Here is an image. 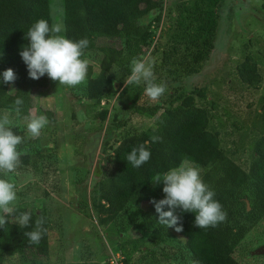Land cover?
Returning <instances> with one entry per match:
<instances>
[{"label":"trees","instance_id":"trees-1","mask_svg":"<svg viewBox=\"0 0 264 264\" xmlns=\"http://www.w3.org/2000/svg\"><path fill=\"white\" fill-rule=\"evenodd\" d=\"M221 1L191 0L176 6L174 36L162 51L167 81L191 77L202 70L214 48L219 23L217 7ZM62 6L63 35L73 41L87 38L89 45L84 53L98 52L102 57L98 74L92 76L89 66L86 82L79 91L81 98L100 100L111 87L112 67L124 69L130 75L131 61L141 59L154 48L155 32L151 23L159 22L163 2L62 0ZM153 13H159L156 20L141 23ZM39 19L52 25L50 0H0V73L11 68L17 77L13 84L0 83V116L10 114L11 119L20 120L29 116L35 92L49 86L47 76L39 80L28 78L26 65L19 55L29 44L28 29ZM239 77L249 85L258 81L251 65H245ZM123 94L127 95L125 88ZM204 96V89L192 90L188 95L169 94L170 100L160 108L162 111L153 127L121 139L103 168L100 195L91 200V208L97 215L98 225L108 232L126 233L134 227L138 232L148 230L152 241L165 242L173 231L184 239L193 264H237L233 258L236 247L264 219V136L255 144L248 170H243L220 149L218 136L207 130V113L195 105V97ZM17 98L23 100L19 115L14 111ZM129 102L135 105L136 97L130 96ZM175 103L179 105L174 106ZM136 108L143 112L149 110ZM43 114L55 123L51 111ZM23 137L27 143L37 139L27 134ZM153 137L160 140L147 144L150 160L139 169L132 167L127 155ZM185 159L201 169L203 182L214 191V199L227 214L226 220L215 228H195L196 213L179 210L176 215L181 219L183 231L177 233L174 228L157 222L158 214L150 201L163 197L159 192L162 184L153 186L154 178ZM143 205H147V209L144 210ZM24 212L31 215L29 227H21L15 219ZM38 218L44 220L43 236L39 244H32L25 233L34 230ZM49 233L50 221L44 210L17 208L0 228V264L17 254L25 256L31 264H41L49 256ZM125 264H128L126 257Z\"/></svg>","mask_w":264,"mask_h":264},{"label":"rangeland","instance_id":"rangeland-1","mask_svg":"<svg viewBox=\"0 0 264 264\" xmlns=\"http://www.w3.org/2000/svg\"><path fill=\"white\" fill-rule=\"evenodd\" d=\"M182 1L191 0H162L160 20L151 23L156 44L141 58L152 64L154 82L166 86L159 100L144 95L143 81L128 84L129 75L117 67L110 69L111 87L100 100L81 98V84L67 87L51 80L46 89L35 92L29 116L51 111L55 123L49 121L35 141L18 147V168L0 173V179L15 184L16 209L48 214L49 256L41 264H107L110 251L122 253L128 264H193L184 239L175 232L165 242L152 241L148 230L138 232L134 227L126 233L108 232L98 225L91 208V200L100 195L103 168L118 142L153 127L169 94L204 89L205 96L195 97V105L207 113V130L218 136L220 149L231 160L248 170L255 144L264 136V0H222L217 7L214 48L202 70L167 81L162 51L174 36L176 6ZM158 15L150 14L141 23H150ZM50 16L52 25H63L62 0H50ZM101 58L98 52L81 57L92 67V76L98 74ZM245 65H251L258 76L252 85L239 77ZM130 96L136 97L135 105L130 104ZM11 126L18 135L29 137L24 119L12 118ZM162 188L163 184L159 192L164 198ZM260 248H264V219L245 235L233 258L237 264H264V254L255 253ZM5 264L31 263L17 254Z\"/></svg>","mask_w":264,"mask_h":264},{"label":"clouds","instance_id":"clouds-1","mask_svg":"<svg viewBox=\"0 0 264 264\" xmlns=\"http://www.w3.org/2000/svg\"><path fill=\"white\" fill-rule=\"evenodd\" d=\"M64 31L61 23L50 26L45 19H39L28 29L29 44L19 53L26 65L28 78L39 80L47 76L51 81L67 87H75L86 82L89 62L81 57L89 41L87 38L73 41L61 35ZM0 77H2L0 83L6 85L13 84L17 79L11 68L0 73ZM154 80L152 64L146 58H134L131 61L127 83L140 84L143 81L144 95L152 101H157L164 95L166 86L157 84ZM14 104V111L19 115L23 100L17 98ZM23 119L26 122V131L32 139L38 138L49 123L44 115H30ZM11 125L10 114L0 116V173L4 174L13 173L18 168L21 157L18 147L24 142V137L15 133ZM159 140V137H153L150 142L134 147L127 155L128 163L134 168H141L151 158L147 144ZM152 184L153 186L163 184L164 198L150 201L158 214L157 222L166 228H174L177 233L183 231L181 219L176 215L178 210L181 213H196L193 227L198 229L215 228L227 218L222 205L214 199V191L203 182L201 170L187 159L163 175H156ZM17 199L15 184L0 179V228L7 223V217L16 211ZM15 219L21 227L30 226V213H21ZM43 224V218H38L34 230L25 233L30 243L39 244L43 236Z\"/></svg>","mask_w":264,"mask_h":264},{"label":"built area","instance_id":"built-area-1","mask_svg":"<svg viewBox=\"0 0 264 264\" xmlns=\"http://www.w3.org/2000/svg\"><path fill=\"white\" fill-rule=\"evenodd\" d=\"M154 27L152 26V29ZM156 34V33H155ZM157 36H154V42H156ZM107 264H125V256L122 253H114L111 252L109 253V257L107 259Z\"/></svg>","mask_w":264,"mask_h":264},{"label":"water","instance_id":"water-1","mask_svg":"<svg viewBox=\"0 0 264 264\" xmlns=\"http://www.w3.org/2000/svg\"><path fill=\"white\" fill-rule=\"evenodd\" d=\"M255 253L256 254H264V248L258 249Z\"/></svg>","mask_w":264,"mask_h":264}]
</instances>
